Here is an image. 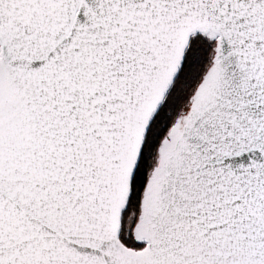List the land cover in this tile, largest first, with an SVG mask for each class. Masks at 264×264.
<instances>
[{"label": "snow or ice", "instance_id": "obj_1", "mask_svg": "<svg viewBox=\"0 0 264 264\" xmlns=\"http://www.w3.org/2000/svg\"><path fill=\"white\" fill-rule=\"evenodd\" d=\"M0 264H264V0H0Z\"/></svg>", "mask_w": 264, "mask_h": 264}]
</instances>
